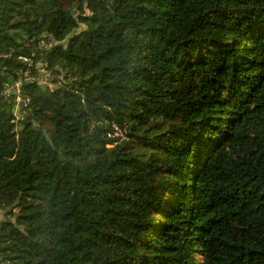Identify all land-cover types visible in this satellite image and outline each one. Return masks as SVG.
<instances>
[{"label": "trees", "instance_id": "trees-1", "mask_svg": "<svg viewBox=\"0 0 264 264\" xmlns=\"http://www.w3.org/2000/svg\"><path fill=\"white\" fill-rule=\"evenodd\" d=\"M0 212V264H264V0H0Z\"/></svg>", "mask_w": 264, "mask_h": 264}, {"label": "built area", "instance_id": "built-area-1", "mask_svg": "<svg viewBox=\"0 0 264 264\" xmlns=\"http://www.w3.org/2000/svg\"><path fill=\"white\" fill-rule=\"evenodd\" d=\"M24 61L28 62V59H24ZM106 137L112 141L110 147H113L114 145L126 139L124 131L119 127H117L116 125H113L112 129L106 134Z\"/></svg>", "mask_w": 264, "mask_h": 264}, {"label": "rangeland", "instance_id": "rangeland-1", "mask_svg": "<svg viewBox=\"0 0 264 264\" xmlns=\"http://www.w3.org/2000/svg\"><path fill=\"white\" fill-rule=\"evenodd\" d=\"M38 67H40V65H39ZM39 72H42V75H43V76L41 77V78H42V79H41V80H42L41 83H44V80H45L44 77H45L46 73H45V71L40 70V69H39ZM46 76H47V75H46ZM48 87L51 88V86H50L49 84H48ZM2 218H3V212H0V220H1Z\"/></svg>", "mask_w": 264, "mask_h": 264}, {"label": "water", "instance_id": "water-1", "mask_svg": "<svg viewBox=\"0 0 264 264\" xmlns=\"http://www.w3.org/2000/svg\"><path fill=\"white\" fill-rule=\"evenodd\" d=\"M22 108V102L20 101L19 103H18V109L20 110Z\"/></svg>", "mask_w": 264, "mask_h": 264}]
</instances>
